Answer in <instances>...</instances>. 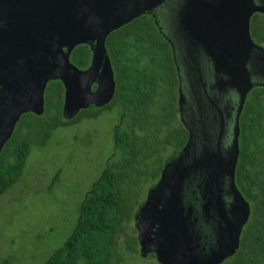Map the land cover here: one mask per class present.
<instances>
[{"label": "water", "instance_id": "water-1", "mask_svg": "<svg viewBox=\"0 0 264 264\" xmlns=\"http://www.w3.org/2000/svg\"><path fill=\"white\" fill-rule=\"evenodd\" d=\"M168 1L0 0V21L5 22L0 26V153L22 115L44 113L51 80L64 84L65 120L92 104H107L115 90L107 35ZM186 1L182 24L202 31L199 39L214 74L207 78L189 72L193 91H181L179 100L188 142L166 161L161 179L135 212V228L143 257L154 253L160 264H221L239 249L251 214L235 174L240 116L249 92L264 86V47L250 35V17L264 13V0ZM38 22L48 33L41 43L31 37ZM84 43L91 44L93 61L82 71L70 62V54ZM93 81L99 85L94 92ZM232 92L235 105L228 97ZM188 187L195 189L199 203L187 198ZM204 225L210 228V242Z\"/></svg>", "mask_w": 264, "mask_h": 264}, {"label": "trees", "instance_id": "trees-1", "mask_svg": "<svg viewBox=\"0 0 264 264\" xmlns=\"http://www.w3.org/2000/svg\"><path fill=\"white\" fill-rule=\"evenodd\" d=\"M148 18H139L125 28L130 38L127 46L118 37L114 38V49L121 68L128 69L129 100L135 103L136 111L147 113L150 104L156 105L158 139H144L142 149H128L116 134L121 157L111 161L93 183L80 204L76 225L60 248L54 251L44 264H122L118 236L125 233L126 226L133 220L134 212L142 198L141 184L155 181L163 167L162 161L167 144L174 148L184 145L187 135L182 127L173 126L176 109L177 79L171 49L162 36L158 48L147 41ZM254 36L258 43L264 42V20L257 18ZM116 39V41H115ZM110 43V41H109ZM90 53L82 45L72 53V60L85 61ZM150 54V74L144 77L148 88L156 86L149 98L141 96L142 82L138 76L139 66L132 56ZM122 54L129 55V65L123 66ZM155 54V56H154ZM157 80V82L154 80ZM149 81V84L147 82ZM150 85V87H149ZM64 88L61 81L48 84L45 92V111L42 115L31 112L22 115L10 140L0 153V196L5 194L22 177L31 145L45 146L60 127L74 125L77 119L65 120L62 116ZM104 110V109H103ZM101 110L82 114L81 119L97 118ZM150 118H146L145 124ZM170 123V124H168ZM147 128V127H146ZM183 139H182V134ZM179 135L181 140L175 136ZM240 154L236 167L235 181L238 189L250 203L251 214L243 228L237 252L221 264H264V86L254 87L249 94L240 117ZM159 154L153 163L147 160L153 153ZM59 173L54 178L57 181ZM134 232H136L134 228ZM126 247L130 253L139 252L137 236H126ZM0 264H11L8 259Z\"/></svg>", "mask_w": 264, "mask_h": 264}, {"label": "rangeland", "instance_id": "rangeland-1", "mask_svg": "<svg viewBox=\"0 0 264 264\" xmlns=\"http://www.w3.org/2000/svg\"><path fill=\"white\" fill-rule=\"evenodd\" d=\"M113 117L105 113L60 127L45 146L31 145L22 177L0 196V263L8 259L11 264H44L63 246L76 225L81 202L113 151ZM141 185L143 199L150 185ZM134 228L133 219L118 236L122 264H160L154 253L143 257L140 246L138 253L127 250L126 236H137Z\"/></svg>", "mask_w": 264, "mask_h": 264}, {"label": "flooded vegetation", "instance_id": "flooded-vegetation-1", "mask_svg": "<svg viewBox=\"0 0 264 264\" xmlns=\"http://www.w3.org/2000/svg\"><path fill=\"white\" fill-rule=\"evenodd\" d=\"M185 1L186 0H169L167 5H164L158 10L152 11L150 13H144L140 15L134 18L133 20L129 21L128 23L112 30L107 35L105 45H106L108 56L111 61L112 69L114 72V79H115V90H114L113 97L107 104L103 106H97L95 104H92L87 108L81 109L79 113L77 114V116L74 118V119H77V122L75 123L76 125V124L82 123L85 120H96L105 113L114 114V117L112 118V122L114 124V121L117 120V123L115 125L112 124L113 151L108 156V158L105 160V165H104V168L102 169V172L106 168H108V164L111 161L122 156L121 154H119V151H118V143H117L118 139L116 138V134L118 132L121 133V139L122 141H124V144L128 149L133 150L135 148H138V149H142V153L150 152L144 146V141H145L144 139L148 140L149 137L153 136V140H155V139H158L159 137L157 133L158 123H157V119L155 115L158 108L156 107V105L151 103L150 110L147 113H145L143 110L136 111L135 103L130 101L129 96H128V93H129V88L127 87V83L129 79L128 69L120 67L119 62L117 60L116 50L114 49L115 45L112 44V42H114V38L117 39L118 37H120L124 41L125 45L127 46V42L129 41L130 38L127 36L125 32L126 26L139 18L150 19L151 23L150 24L146 23L147 24L146 25L147 26V36L145 39H147V41L145 42L141 41L139 45H146L147 43H152L154 46V49H157L160 36H162L164 40L167 42L168 46L170 47L172 61H173V65L175 68L176 79H177V93H176L177 111L174 114L175 122L172 127L174 126H177L178 128L182 127L181 130H183L184 133H186L187 139L184 145L180 148H174L172 145L167 144L164 152L162 153V155L164 156V159L162 161L163 167L161 169V172L155 181L153 182L143 181L142 182L143 184L146 183L150 186L147 189V192L145 193L146 194L145 198L143 199L141 198V201L138 204L136 210L139 209L140 205L143 204L147 200L150 187L152 185L157 184L159 180L161 179L162 172L165 168V164L167 163L166 161L168 160V158L172 157L174 152L181 151L188 142L189 131L185 125L184 120L182 119L179 100H180L181 91L183 93H185V91L187 93L189 91H193L192 87L189 86V83L187 81V76L189 75V72L194 71L197 75L199 76L201 75L207 78L213 77V74H214L212 65L209 62V56L208 54L205 53L202 43L200 42V39H199V36L201 35L202 31L197 34L192 29H188L187 27L185 28L184 25L182 24L181 6L182 4L185 3ZM186 2L187 4H189L190 0H187ZM189 17H193V16L190 14ZM257 18L264 20V13L255 12L250 17V35L256 44L264 47V42L258 43V41L256 40L254 36V33L256 32V29H257L256 28ZM4 24L5 22L0 21V26H4ZM33 26L34 27L31 32L32 40L35 43H41L43 37L47 36L48 33L43 32V26L40 22L33 24ZM55 30H56V27L55 25H53L51 32H50V34L53 37L50 36V39H54ZM56 40H59V35L57 36ZM82 45L86 46L89 49L90 53L86 57L85 61L78 60V62H74L72 60V53L76 50L77 47L82 46ZM119 57L122 59L121 65L123 66L129 65V55L128 54H122ZM132 57L136 58L137 64L140 67L138 76L140 80L143 81L141 85V88H142L141 96L145 98H149L150 94L156 91V86H153L151 88L149 85L150 88H148L147 85L145 84L144 77L146 74H150V72L146 70V68L151 67L150 58L152 57L150 54H147V53H143L142 55H135ZM49 61L50 63L56 62V60L52 59L51 57H49ZM92 61H93V49H92L91 44L89 43L77 45L70 54V62L73 65H75L79 70H82V71H85L88 68H90V66L92 65ZM154 80H155V77H154ZM52 81H56V80H51L50 82ZM155 81L157 82V80ZM147 82L149 84L148 80ZM61 83L63 82L61 81ZM98 86H99L98 83L96 81H93L90 84L91 91L92 92L96 91ZM63 88H64L63 93L65 97L64 84H63ZM228 97L231 100L230 103L232 105H235L236 104V93L232 92ZM98 109L101 110V114L97 118L89 117V118L81 119V116L83 113L88 112V111H90V113H93L95 111H98ZM233 114H234V111H233ZM146 118H150L149 119L150 121L148 124H145ZM94 132H97V131L94 130ZM184 133H181L182 139H183ZM175 136L177 137L178 141L181 140L179 135L175 134ZM150 157L151 158H149L147 161L153 163L156 159H158L159 154L155 152ZM193 189L194 188H191V187L186 188L187 198L192 200V202L199 203L198 195L193 193V191L195 190ZM135 212H134V215H135ZM133 219H134V216H133ZM134 222H135V219H134ZM203 231H204V234L209 237L207 241L210 242L212 239L210 228L204 225Z\"/></svg>", "mask_w": 264, "mask_h": 264}]
</instances>
